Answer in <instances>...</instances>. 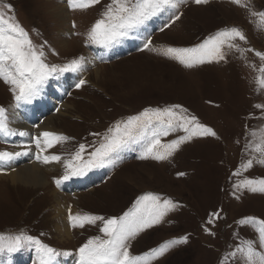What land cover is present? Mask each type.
I'll list each match as a JSON object with an SVG mask.
<instances>
[{
	"label": "rangeland",
	"instance_id": "obj_1",
	"mask_svg": "<svg viewBox=\"0 0 264 264\" xmlns=\"http://www.w3.org/2000/svg\"><path fill=\"white\" fill-rule=\"evenodd\" d=\"M109 2L100 0L99 4L86 10L74 11L68 8L67 0H0V12L6 18L14 17L35 45L44 46L47 63L60 65L78 57L85 59L83 70L50 78L32 104L18 109L12 107L9 86L0 81V106L8 109L9 127L17 132L13 136L0 133V151L35 147L31 138L36 133L31 128L26 125L28 135L22 137L18 133L25 128L13 127L20 122L22 110L31 109L26 106L38 108L32 109L41 120L39 124L45 118H51L52 131L49 132L70 138L48 149L49 153L60 155L62 159L57 162L60 167L55 168L58 170L51 176L43 172L48 179L44 186L37 189L15 186L7 180L9 172L31 165L33 159L20 161L15 166L10 163L8 169L0 171L3 176L0 177V234L24 231L60 252L72 253L58 257L57 263L75 264L77 249L88 238L102 234L100 222L83 228L71 227L69 213L64 220L68 230L60 227L58 234L54 231L52 190L57 188L54 179L64 174L63 161L70 159L80 144L85 145L83 157L88 159V154L110 134L109 129L118 122L122 125L123 121L139 115L146 108L163 109L179 104L189 115H195L202 124L211 127L218 138H195L166 161L141 160L137 157L146 144V133L155 129L151 126L140 129L104 167L87 172L90 176L88 187L77 184L86 175L75 177L64 181L71 182L75 191L62 188L59 194L66 199L68 207L72 206L73 214L88 213L105 218L121 216L133 206L137 197L148 192L170 198L178 207L168 213L163 223L131 241L130 251L134 255L143 254L167 240L187 235V243L173 247L153 264H220L241 240L256 237L251 226L241 227L237 221L246 216L264 219V194L243 190L236 193L237 199L232 187L244 177H264V164L256 162L241 177L232 176L243 161L258 155L246 145L259 143L264 135V109L254 107L264 104V89L257 91L256 83V78L262 75L260 68L264 61L248 50L264 53V25L251 16L248 9L231 0H210L206 5H196L188 0L178 9L182 13L180 19L163 31L160 29L170 22L174 10L153 17L109 47L85 44L88 30ZM6 5L11 6V11ZM59 8L64 12L63 23L54 16ZM249 8L264 11V0H250ZM231 27L241 29L247 42L234 41L242 51L225 48L226 57L222 61L185 68L160 54V50L167 47H193L218 30ZM149 36L150 48L156 51L143 48ZM97 68L98 77H95ZM80 73L82 75L78 76ZM58 79L67 84L61 97L57 92ZM81 79L86 83L76 88ZM45 93L57 103L58 111L43 110L41 95ZM62 103L65 107L59 111ZM253 131L255 137L251 135ZM183 134L174 132L161 139L167 143ZM43 164L38 161L35 165L41 174L39 166L44 167ZM180 172L185 175L178 176ZM55 206L56 212H60L59 205ZM214 212H219L220 218L208 225L209 216ZM61 214L60 217L65 215V209ZM206 226L212 235L204 231ZM68 232L69 239L61 241L59 235L67 237ZM34 260V248L25 247L0 257V264L5 261L6 264H34ZM225 264L241 262L229 258Z\"/></svg>",
	"mask_w": 264,
	"mask_h": 264
},
{
	"label": "snow or ice",
	"instance_id": "obj_2",
	"mask_svg": "<svg viewBox=\"0 0 264 264\" xmlns=\"http://www.w3.org/2000/svg\"><path fill=\"white\" fill-rule=\"evenodd\" d=\"M210 0H192L196 5H206ZM237 6L249 10L251 16L257 17L264 25V11H253L249 8L250 0H231ZM100 3V0H67V6L71 10H86ZM188 0H110L104 11L88 30L85 37L87 45H101L109 47L119 43L122 38L127 37L134 30L140 29L153 17L174 10L170 22L164 24V28L179 20L182 13L178 9L186 5ZM11 11V6H5ZM247 42L244 32L237 28H225L218 30L215 34L207 37L201 43L193 47H167L160 50V54L175 60L185 68H193L205 63L219 62L225 59L227 49L242 51L233 43L236 40ZM151 37H146L144 49L156 51L150 48ZM43 45H35L29 33L18 23L14 17H5L0 12V81L9 86L12 95L14 109L22 105H30L36 100L43 86L50 78L64 73H75L83 70L84 57L74 58L66 63L57 65L46 62V54ZM255 52V55L264 61V53ZM261 76L256 78L257 91L264 89V65L260 68ZM86 83L81 79L75 85L80 88ZM257 109H264V104L254 105ZM156 123H153V122ZM159 124V127H156ZM151 126L150 134L146 133V144L143 151L137 157L141 160L152 159L155 161H166L177 152L182 145L193 141L195 138L217 137V133L202 124L195 115H189L188 110L179 104H174L163 109L146 108L139 115L131 116L126 121L118 122L113 129H109V135L105 136L91 153L88 159H84L85 145L80 144L79 149L72 154L70 159L63 161L64 174L54 179L59 187L62 182L75 177H82L92 169L104 167L120 148L134 139L138 130ZM183 132L170 142L163 143L162 137L170 133ZM0 133L4 136L17 135V132L9 127V112L0 106ZM19 136H27L28 133L20 131ZM253 137L256 132L251 133ZM70 138L61 134L42 131L31 138V142L37 149L36 160L42 163L60 162L61 156L56 154H44L55 144L67 141ZM253 155L243 161L232 173L234 177H241L253 167L254 162L264 164V135L260 137L259 143L246 145ZM31 149L25 147L23 151H0V165H7L21 155H27ZM0 167V171H3ZM183 176L185 173H177ZM237 192L247 190L251 193L264 194V177H244L232 185ZM178 205L170 198L161 197L158 194L148 192L137 197L133 206L119 217L105 218L100 215L88 213L73 214L69 208V222L73 228H83L85 225H96L100 222L99 231L102 235L90 237L77 249L75 264H153L154 261L163 257L170 249L177 245L187 243L188 236H180L165 241L159 246L134 255L130 251L131 241L135 240L141 233L164 222L169 212L175 210ZM220 218L219 212L211 213L207 221L208 225L214 224ZM241 227L251 226L256 234L255 239H243L240 243L227 253L220 261L231 258L233 262L239 260L241 264H264V219L253 216L242 217L237 221ZM204 231L212 235L211 229L205 227ZM25 247H32L35 251L34 264H57L60 256H70L68 251L60 252L57 249L43 243L39 238L20 231L16 234H0V257L11 255L21 251ZM6 264V261L3 262Z\"/></svg>",
	"mask_w": 264,
	"mask_h": 264
},
{
	"label": "bare ground",
	"instance_id": "obj_3",
	"mask_svg": "<svg viewBox=\"0 0 264 264\" xmlns=\"http://www.w3.org/2000/svg\"><path fill=\"white\" fill-rule=\"evenodd\" d=\"M60 9H62V8H59V10ZM54 16L57 17V21L59 20L60 23L64 22V19H63L64 18V12L62 13L61 10L59 12H55ZM140 38H142V36ZM140 38H139V40H140ZM60 43L62 45L66 46V43H64V41H60ZM88 67H89V65H88ZM102 69H103V67H102ZM98 70L99 69L97 68V71H95V73H94L95 77H98V75H97ZM81 75H82V73H80L78 76H81ZM64 83L65 82L63 79H58L56 82V85L58 86L57 92H58L59 97L64 95V88L67 87V84L65 83V85H64ZM41 96H42L41 107L43 108V110L45 109V110L58 111L57 110V108H58L57 103L54 102L53 100H51L46 93L42 94ZM64 107H65V103H62L61 106L59 107V111H62V109ZM21 116H22V118L20 119V122L16 123L18 125L13 124V127L17 128V129L18 128H25V129H21V130H24L25 132H28V127H29L33 130V132L36 133V135H38L42 131H52L51 127L49 126V123L51 122V118L50 117L45 118V120H43L39 124L38 122H40L41 120L38 119V115L36 114V112L32 108L31 109H28V108L24 109ZM35 149L36 148L33 147L31 151H28L27 155H21V156L17 157L16 159H14L13 161L10 162L11 166H15V164L19 163L20 161H23L26 159H29V161L30 160L32 161V159H33V161L31 162V165H24L22 167H17L14 171L8 173V175H7L8 179L7 180H9L11 182V185H15V186L23 185L24 187L30 186V187H34L35 189H37L39 186H44L46 180H48V179H45V174L47 176H51L55 171L58 170V169H55V168L60 167V165L57 162H50L47 164L44 163L45 164L44 167L39 166L43 175L37 169H35L36 168L35 165L36 164L38 165V160L35 159V157L37 155V149L36 150ZM48 151L49 150H47L44 154H51ZM10 163L7 165H0V167H3L4 170L8 169ZM45 167H46L47 171L45 170ZM0 177H3V176H0ZM78 183L82 187H88L89 186V179L87 177H84ZM62 188L68 192H74L75 191L74 187L71 188L69 183H64V182L61 183L60 187H57L55 190H52L53 191L52 192V195H53L52 207H53V209H51V210L53 211V215H54L53 219H55V221H56V225H54L53 227H54V231L57 234H58L57 231L60 227L63 229L66 227V229L68 230L67 226L64 223V220H65L67 214L69 213V208H71V212H72V206L68 207V204H67L68 202L65 201L66 199L62 198L63 195L59 194V189H62ZM56 197H57V200H56ZM55 205H59L58 208H60L59 209L60 212H58V213L56 212V209H55L56 206ZM64 209H65V215L63 217H60V216H62L61 212ZM59 238L61 239V241H67L69 239V232H68L67 237L59 235ZM63 263L64 262H60L57 264H63Z\"/></svg>",
	"mask_w": 264,
	"mask_h": 264
}]
</instances>
